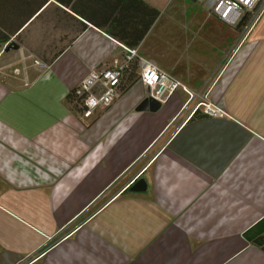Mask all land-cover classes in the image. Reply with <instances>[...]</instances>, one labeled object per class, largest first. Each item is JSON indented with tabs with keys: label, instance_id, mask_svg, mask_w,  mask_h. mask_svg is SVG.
Returning <instances> with one entry per match:
<instances>
[{
	"label": "crops",
	"instance_id": "0c3cea01",
	"mask_svg": "<svg viewBox=\"0 0 264 264\" xmlns=\"http://www.w3.org/2000/svg\"><path fill=\"white\" fill-rule=\"evenodd\" d=\"M235 28L198 0H0V36H74L0 77V264H264V11ZM120 44L196 97L153 109L133 64L81 117L72 89ZM202 94L224 116L184 120Z\"/></svg>",
	"mask_w": 264,
	"mask_h": 264
},
{
	"label": "built area",
	"instance_id": "2783aa9c",
	"mask_svg": "<svg viewBox=\"0 0 264 264\" xmlns=\"http://www.w3.org/2000/svg\"><path fill=\"white\" fill-rule=\"evenodd\" d=\"M203 2L210 13L219 17L225 23L237 26L243 19L248 24V29L255 24L264 11V0H198ZM246 24V25H247ZM9 42L0 46V54L6 49ZM123 54L121 58H113L111 63L101 70H91L72 89L73 107L79 109L80 116L92 118L96 112L110 106L120 92L122 78L130 65H136L138 80L146 87L147 96L157 102L163 103L177 89H182L188 94L189 103L197 93L190 91L180 80L162 70L154 61L137 54L136 48L120 44ZM39 68L46 64L35 60ZM199 100L190 109L184 120L189 119L196 110L205 115L222 117L224 111L210 102ZM87 102V103H86ZM186 103V104H187ZM132 182V181H131ZM127 184L126 187L130 186ZM125 187V188H126Z\"/></svg>",
	"mask_w": 264,
	"mask_h": 264
},
{
	"label": "rangeland",
	"instance_id": "374dc122",
	"mask_svg": "<svg viewBox=\"0 0 264 264\" xmlns=\"http://www.w3.org/2000/svg\"><path fill=\"white\" fill-rule=\"evenodd\" d=\"M246 24L247 23L242 25L240 29L235 28V30H237V39L232 45L233 47H236L246 36L248 28V24ZM73 38V35H69L68 37L33 36L21 37L19 41L14 40V42L18 44V48L5 49L0 55V77L13 80L15 77H19V83H26L30 79V74L35 69H40L35 64V60L47 63V60L51 58L52 54L58 52L61 47V44L56 46L57 39H62V44L64 45L65 42L70 43ZM51 44H55L54 47H56L57 50L54 48L47 50V48L51 47ZM227 58L225 60H227ZM217 73L218 70L213 78L217 77Z\"/></svg>",
	"mask_w": 264,
	"mask_h": 264
},
{
	"label": "trees",
	"instance_id": "16d2710c",
	"mask_svg": "<svg viewBox=\"0 0 264 264\" xmlns=\"http://www.w3.org/2000/svg\"><path fill=\"white\" fill-rule=\"evenodd\" d=\"M245 22H246V20L243 19L240 23H238V25H237V29H240V28L242 27V25L245 24ZM20 38H21L20 36H15V37H13V39H11V37L8 36V35H1V36H0V44H3V43H5V42H9L8 45H11V44H16V45H18L17 43L14 42V40L19 41ZM71 41H72V40H71ZM71 41H70V42H71ZM135 44H136V43H132V44L129 43L130 46H134ZM59 53H60V51L53 53L52 56H51V58H50L49 60H47V63L52 62V61L56 58V56H57ZM132 65H133V64H132ZM132 65H130L128 69L133 70V66H132ZM128 69H126V71H127ZM71 93H72V91H71ZM70 98H71V100H72V95H71V94H70ZM204 115H205V114H203L201 111L196 110V111L194 112V114L190 117V119H191V118H194V117L204 116ZM262 233H264V219H263L260 223H258V226H256V227H254V228L248 230V231L245 233V235H246V238H247L249 241L254 242V239L257 238V237H258L259 235H261Z\"/></svg>",
	"mask_w": 264,
	"mask_h": 264
},
{
	"label": "water",
	"instance_id": "95a60500",
	"mask_svg": "<svg viewBox=\"0 0 264 264\" xmlns=\"http://www.w3.org/2000/svg\"><path fill=\"white\" fill-rule=\"evenodd\" d=\"M10 48H18V46L16 44H11V45H8L6 47V50H8ZM148 100L152 101L151 99H146L145 101L147 102ZM154 103L155 104H154L153 109L158 108L159 107V103L158 102H154ZM145 188H146L145 182H143L142 180H138L136 183H134L131 186L130 190H132V191H142V190H145Z\"/></svg>",
	"mask_w": 264,
	"mask_h": 264
},
{
	"label": "clouds",
	"instance_id": "9594fccd",
	"mask_svg": "<svg viewBox=\"0 0 264 264\" xmlns=\"http://www.w3.org/2000/svg\"><path fill=\"white\" fill-rule=\"evenodd\" d=\"M87 103V102H86Z\"/></svg>",
	"mask_w": 264,
	"mask_h": 264
}]
</instances>
